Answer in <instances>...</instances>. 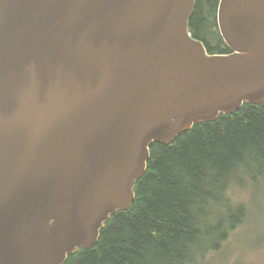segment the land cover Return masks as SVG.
I'll list each match as a JSON object with an SVG mask.
<instances>
[{"label": "water", "instance_id": "95a60500", "mask_svg": "<svg viewBox=\"0 0 264 264\" xmlns=\"http://www.w3.org/2000/svg\"><path fill=\"white\" fill-rule=\"evenodd\" d=\"M0 0V264H64L131 208L150 148L264 102V0Z\"/></svg>", "mask_w": 264, "mask_h": 264}, {"label": "trees", "instance_id": "16d2710c", "mask_svg": "<svg viewBox=\"0 0 264 264\" xmlns=\"http://www.w3.org/2000/svg\"><path fill=\"white\" fill-rule=\"evenodd\" d=\"M218 5L195 0L190 32L210 54H228ZM150 154L131 208L112 216L97 244L65 264H200L219 250L247 218L235 194L264 180V103L196 125L168 146L155 143Z\"/></svg>", "mask_w": 264, "mask_h": 264}, {"label": "rangeland", "instance_id": "374dc122", "mask_svg": "<svg viewBox=\"0 0 264 264\" xmlns=\"http://www.w3.org/2000/svg\"><path fill=\"white\" fill-rule=\"evenodd\" d=\"M261 185L235 194L246 204L247 218L243 225L215 253H208L201 264H264V180ZM243 189V188H242Z\"/></svg>", "mask_w": 264, "mask_h": 264}]
</instances>
